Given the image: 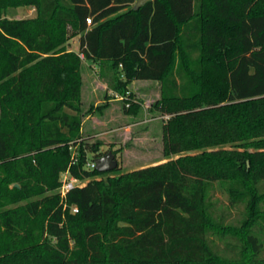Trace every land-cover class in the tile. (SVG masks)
<instances>
[{
  "label": "trees",
  "instance_id": "16d2710c",
  "mask_svg": "<svg viewBox=\"0 0 264 264\" xmlns=\"http://www.w3.org/2000/svg\"><path fill=\"white\" fill-rule=\"evenodd\" d=\"M136 1L0 0V264H264V0ZM21 4L37 17L4 18ZM83 61L123 97L159 82L178 159L87 167L105 154L82 137Z\"/></svg>",
  "mask_w": 264,
  "mask_h": 264
},
{
  "label": "rangeland",
  "instance_id": "374dc122",
  "mask_svg": "<svg viewBox=\"0 0 264 264\" xmlns=\"http://www.w3.org/2000/svg\"><path fill=\"white\" fill-rule=\"evenodd\" d=\"M37 15V9L26 4L8 7L4 11V18L10 20L33 19ZM67 32L66 49L77 52L80 34L76 33L69 25ZM83 62L85 63V61ZM82 73L81 107L83 121L95 108L99 114L101 109L111 105L109 104L111 100L118 103V111H116L117 114L114 118V128L116 129L114 136L105 133L109 126L107 127L103 123H100L95 129V132L102 133L98 137L89 136L91 128L88 126H85L84 131H82L84 141L89 143L98 141L102 153L106 155L112 152L116 156L118 167L115 171L105 173L101 177L105 182L109 181V177L131 174L180 157L167 155L164 150V127L171 115L166 114L162 109V93L159 82L150 80L132 82L128 85L131 96L121 98V95L112 88L118 76L111 64L102 65L98 72L95 68L84 66ZM98 101L101 102L96 107ZM124 101H126L125 106L122 104ZM132 104L135 107L130 108ZM79 183L82 184V181ZM212 197L218 205V211H230L229 222L237 223L239 221L242 208L229 209L228 197L220 188H216ZM220 245L222 246V244Z\"/></svg>",
  "mask_w": 264,
  "mask_h": 264
},
{
  "label": "crops",
  "instance_id": "0c3cea01",
  "mask_svg": "<svg viewBox=\"0 0 264 264\" xmlns=\"http://www.w3.org/2000/svg\"><path fill=\"white\" fill-rule=\"evenodd\" d=\"M107 64V63H101V62H96V61H85V63L83 64V67H89V68H95L98 72V70H101L102 65ZM99 67V68H98ZM135 83L137 81H134ZM95 90V89H94ZM101 101L97 102L96 107L99 106V103ZM109 104H111L110 106L104 107V109H101V111L97 112L96 108L94 109V111L92 113H90L85 120L83 121L82 124V131H84L85 126L90 127L91 129L89 130V136H100L102 133L97 131L95 132V129L99 126L100 123L106 124V126L109 128L107 132V134H113L114 136V132L116 131V129L114 128V118L116 116V111H118L117 106L118 103L115 100H111V102H109ZM97 112V114H96Z\"/></svg>",
  "mask_w": 264,
  "mask_h": 264
},
{
  "label": "water",
  "instance_id": "95a60500",
  "mask_svg": "<svg viewBox=\"0 0 264 264\" xmlns=\"http://www.w3.org/2000/svg\"><path fill=\"white\" fill-rule=\"evenodd\" d=\"M148 0H137L134 9H140ZM96 170L100 173H109L115 171L118 167L116 156L109 152L106 155L99 157L95 160Z\"/></svg>",
  "mask_w": 264,
  "mask_h": 264
},
{
  "label": "built area",
  "instance_id": "2783aa9c",
  "mask_svg": "<svg viewBox=\"0 0 264 264\" xmlns=\"http://www.w3.org/2000/svg\"><path fill=\"white\" fill-rule=\"evenodd\" d=\"M87 23L90 25L92 23L91 19H88L87 20ZM83 58V56H82ZM121 98H124L123 96H121ZM87 167L91 168V169H96V162L95 161H90L87 165ZM62 187L60 188V194L62 197H65L66 194L74 189L75 187L79 186V185H82L80 184L79 180L75 179L74 177H72L69 173V171L63 173L62 175ZM78 210L76 208H74V212H77Z\"/></svg>",
  "mask_w": 264,
  "mask_h": 264
}]
</instances>
